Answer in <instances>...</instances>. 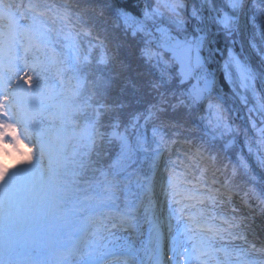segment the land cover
Returning a JSON list of instances; mask_svg holds the SVG:
<instances>
[{"label": "snow or ice", "instance_id": "6c2138e0", "mask_svg": "<svg viewBox=\"0 0 264 264\" xmlns=\"http://www.w3.org/2000/svg\"><path fill=\"white\" fill-rule=\"evenodd\" d=\"M251 2L249 17V0H0V264H145L140 252L156 257L165 229L182 264H264L247 236L250 200L264 216V181L240 198L253 211L242 215L228 179L213 187L202 172L181 189L173 168L157 179L176 143L164 129L201 108L206 134L234 148L219 76L264 123V0ZM249 119L258 137L245 131L244 146L264 168V127ZM238 168L251 174L243 155ZM145 230L138 248L131 235Z\"/></svg>", "mask_w": 264, "mask_h": 264}, {"label": "trees", "instance_id": "16d2710c", "mask_svg": "<svg viewBox=\"0 0 264 264\" xmlns=\"http://www.w3.org/2000/svg\"><path fill=\"white\" fill-rule=\"evenodd\" d=\"M25 3L28 0H24ZM41 4V6H51L56 5L60 7L65 3L69 5L79 4L84 6L85 4H94L98 3L99 0H35ZM126 2V0H125ZM141 4L143 0H140ZM260 0H256V3L259 4ZM252 2L249 0V17L252 15ZM76 9H73L75 11ZM254 31L252 24L249 22L247 34L251 36ZM259 37H257V41ZM240 45H236V51H239ZM221 57L217 55L216 61L211 64V69H215L218 67ZM137 64L142 65V61H137L133 63V68L137 67ZM253 67L259 69V57H255L252 60ZM220 84L218 93H214L215 95H220L222 99L220 102L223 105L224 116L227 122L236 129L240 130L239 135L236 137L235 146L232 149L224 150L222 145L224 143L223 140L219 138L215 141L212 139L211 134H206V132H210V128L207 125L206 121H202L200 116L207 115V112L201 108L196 114L190 117H184L181 120L183 127L181 128H166L164 129V134L166 138L171 141L175 140V144H169L167 146V150L162 149L163 156L160 161V169L157 175L158 181H166L168 179L169 173L165 171L166 168H173L174 171L179 174L180 179L183 183L180 184V188H182L186 182L192 178H200L203 172V179L209 185H212V181L215 179L217 181H224L228 179L230 183L233 185L234 191L239 193H245L250 188H255L256 190H260L259 185L264 180V170L257 169L256 161L253 157V153L250 154L246 147L244 146L246 131L244 122L239 120H234L230 114V108L228 106V95L232 96L234 99L239 100L238 97H235L233 91L229 85L224 83L222 76H219ZM261 84L257 82V90L258 92L261 90ZM249 95V103L244 107L248 117L250 115L256 121L257 127H264V123L261 122L260 118L255 114H250L248 109L253 106L255 101L251 100V96ZM136 108L143 111V105H136ZM225 139H231V137H226ZM215 144V147L212 145ZM199 148L201 151H204L206 156L215 157L214 161H211V165L205 168L204 162L207 159L201 160L195 156L196 149ZM243 155V157L247 160L249 165L251 166V174H246L243 169H237V173L235 176L232 175L233 167L238 164V156ZM170 161L172 163H170ZM143 169L145 171L148 170V165L145 163L143 165ZM255 177V180L252 179ZM157 194L159 197H164V195L160 192L159 187H157ZM165 198V197H164ZM148 239V237H147ZM147 242V240H145ZM146 244V243H145ZM168 247V246H167ZM140 257H144L145 264H149L150 257H152L151 252L145 253L144 251L140 253Z\"/></svg>", "mask_w": 264, "mask_h": 264}, {"label": "rangeland", "instance_id": "374dc122", "mask_svg": "<svg viewBox=\"0 0 264 264\" xmlns=\"http://www.w3.org/2000/svg\"><path fill=\"white\" fill-rule=\"evenodd\" d=\"M246 149H247V147H246ZM253 157H254V159H255V161H256V154H255V152H253ZM256 164H257V161H256ZM257 167V169L259 168L260 170L262 169V170H264V168H260V167H258V166H256ZM258 169V170H259ZM192 182H195L194 181V179H192L191 180ZM264 181V180H263ZM189 182V181H188ZM192 186V184L191 183H188V187H191ZM215 187H218L219 185L218 184H216V185H214ZM213 186V187H214ZM259 187H260V189H261V184L259 185ZM257 192H259L260 190H256ZM162 203H163V197L162 198H158ZM233 204L234 205H240L238 202H236V201H234L233 200ZM252 204V203H251ZM252 206H254L253 204H252ZM216 211L217 212H227L228 211V209L225 207V208H221V209H216ZM249 211H252V209H249ZM259 222V221H258ZM165 231H166V229H165ZM165 233H167V231L165 232ZM117 235H119V236H121V237H125V236H128L129 234L127 233V232H118L117 233ZM172 235H175V233H173ZM147 231L145 230V234H144V236L143 237H140V236H138L137 234H135V233H133L132 235H131V239L133 240V241H135V244H136V246L139 248V247H141V241H144L145 243H146V241L145 240H147ZM166 237L168 238V239H170L169 237H168V235L166 234ZM238 242V241H237ZM240 243V242H239ZM162 245H163V242H162ZM165 245H166V243H165ZM171 247H172V244H171ZM170 247V248H171ZM141 252H143V251H141ZM140 252V253H141ZM141 259H143L144 260V257H141ZM175 259H181V264H182V258H179V257H176V255H175V253L173 252V251H171L170 249H166V251H162L161 249H159L158 250V252H157V255H156V257H153V258H151L150 260H149V264H155V261L156 260H158L159 261V264H171V261H173V260H175Z\"/></svg>", "mask_w": 264, "mask_h": 264}, {"label": "built area", "instance_id": "2783aa9c", "mask_svg": "<svg viewBox=\"0 0 264 264\" xmlns=\"http://www.w3.org/2000/svg\"><path fill=\"white\" fill-rule=\"evenodd\" d=\"M242 114H243V112H242L241 108H239V107L233 111V116L235 118H237L239 115H242ZM250 134H251V136L256 137L255 134H252V133H250Z\"/></svg>", "mask_w": 264, "mask_h": 264}, {"label": "bare ground", "instance_id": "6f19581e", "mask_svg": "<svg viewBox=\"0 0 264 264\" xmlns=\"http://www.w3.org/2000/svg\"><path fill=\"white\" fill-rule=\"evenodd\" d=\"M228 106H229V108H230V110H231V108H232L231 105H228ZM210 163H211V161H210ZM240 198H241V196H240ZM240 200H241V199H240ZM247 214H249V213L247 212ZM255 228H256V229H259L258 226H255ZM240 243H241V241H240ZM240 243H235V244H240Z\"/></svg>", "mask_w": 264, "mask_h": 264}]
</instances>
